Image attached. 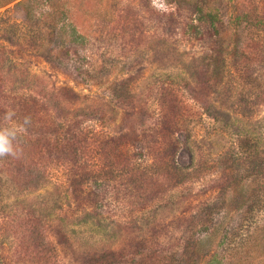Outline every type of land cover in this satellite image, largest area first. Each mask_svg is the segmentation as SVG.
Returning <instances> with one entry per match:
<instances>
[{
  "label": "rangeland",
  "instance_id": "obj_1",
  "mask_svg": "<svg viewBox=\"0 0 264 264\" xmlns=\"http://www.w3.org/2000/svg\"><path fill=\"white\" fill-rule=\"evenodd\" d=\"M193 1L219 12V45L189 37V16L169 27L154 0H84L69 18L89 51L74 59L43 18L0 9V127L31 118L18 158H0V264H206L223 251L264 264V0ZM105 137L118 171L104 186L84 164Z\"/></svg>",
  "mask_w": 264,
  "mask_h": 264
},
{
  "label": "trees",
  "instance_id": "obj_2",
  "mask_svg": "<svg viewBox=\"0 0 264 264\" xmlns=\"http://www.w3.org/2000/svg\"><path fill=\"white\" fill-rule=\"evenodd\" d=\"M67 1L65 5L68 7H64L61 2ZM73 3L71 4L70 2ZM19 2V4L22 6V10L25 14V18L28 22H33V20L40 16V18L44 19V24L47 28H50L61 37V41L59 44V49L66 54L67 57H70V59H74L78 57L81 51L87 52L89 51V38L83 34H81L75 27L72 21L70 20V15H73L75 9L80 11L79 7L84 3V0H0V9L5 8L6 6L14 3ZM38 7L42 8L41 14H38L39 10ZM43 7L46 9L44 10ZM48 10V11H47ZM162 11V12H161ZM161 11L158 10L157 16L162 15L163 18H166L165 24H167L169 27H171L172 19H175V14L177 15V18H182L188 21L191 20L190 23H187L186 27V33L189 37L192 39L199 41L210 39L211 41L214 40L216 43L214 46L219 45L221 43V40H224L226 37V31L223 29L221 18L219 16L218 11H214L212 7H207L203 4H200L198 2H194L193 0H176L175 4L171 9L168 8H161ZM92 13V12H91ZM101 15L102 13H97L95 21L101 22ZM187 16H189L187 20ZM238 19V18H237ZM171 21V22H170ZM157 24V22H156ZM166 31V30H165ZM167 35L170 34L169 30L166 31ZM172 33V32H171ZM219 55L222 54V48L219 47L217 51H215ZM178 115V114H176ZM175 115V116H176ZM176 118V117H174ZM167 119H161L162 124L165 125V129L168 127L166 125ZM63 127L65 126L62 124ZM169 127L167 130L169 131ZM75 131V130H74ZM57 132L59 133V138L61 137H67V132L63 130L62 126L59 124L57 128ZM77 132L75 135H73L70 138H77L79 139L84 132L83 131H75ZM110 143L108 142V137L103 138L102 141L94 139V141L89 144V141L87 142V147L91 146L90 152L91 155V163L87 162L84 164L85 168H88L85 172L86 178L91 177L95 184L104 185L100 183V180L113 179V177L116 174L117 168H114L111 149L117 150L116 145L115 146H109L112 144H116V140L118 138H111ZM100 141V142H99ZM73 146L76 145L75 143H72ZM108 150V151H107ZM105 162V166L103 163ZM193 165V164H192ZM254 168H261L258 173L264 175V166H256ZM146 170H138L139 174V181H146ZM126 171H123L122 175L123 178H126L127 174ZM133 177H135V174H132ZM120 176V175H119ZM138 176V175H137ZM141 176L144 177V179L141 178ZM122 177V176H121ZM148 178V177H147ZM103 186V187H104ZM102 188V187H101ZM113 184L111 187L107 186L103 191L112 190ZM93 194L96 195V197H99L98 193L102 190L97 189L96 187L93 188ZM256 197H260L258 194ZM105 197H102L100 199V202H104ZM240 234V233H236ZM235 234V235H236ZM238 236H236L237 238ZM226 251V250H225ZM231 261H229L228 256L223 251V254H217L214 253L212 257L207 261L206 264H230Z\"/></svg>",
  "mask_w": 264,
  "mask_h": 264
},
{
  "label": "clouds",
  "instance_id": "obj_3",
  "mask_svg": "<svg viewBox=\"0 0 264 264\" xmlns=\"http://www.w3.org/2000/svg\"><path fill=\"white\" fill-rule=\"evenodd\" d=\"M153 6L158 10H161L160 0H154ZM15 115L14 110L6 112L4 119L7 121H13ZM30 124L31 118L26 116L21 123H13L0 127V158H18L21 154L18 138L27 130V127L30 126Z\"/></svg>",
  "mask_w": 264,
  "mask_h": 264
}]
</instances>
